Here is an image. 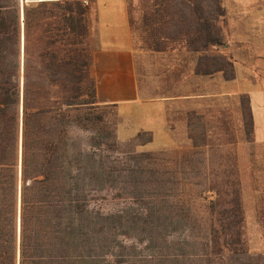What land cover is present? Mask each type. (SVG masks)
<instances>
[{
    "label": "trees",
    "instance_id": "obj_1",
    "mask_svg": "<svg viewBox=\"0 0 264 264\" xmlns=\"http://www.w3.org/2000/svg\"><path fill=\"white\" fill-rule=\"evenodd\" d=\"M201 1L159 0L142 27L157 47L180 42L198 55L195 74L232 80L227 57L203 53L224 41ZM179 6L190 14L179 16ZM208 6L223 15L220 0ZM128 12L134 30L131 0ZM89 38L80 2L21 10L19 0H0V264H227V256L246 253L239 178L177 181L169 202L167 159L130 153L106 170V106L97 102ZM106 184L136 207L104 212Z\"/></svg>",
    "mask_w": 264,
    "mask_h": 264
},
{
    "label": "rangeland",
    "instance_id": "obj_2",
    "mask_svg": "<svg viewBox=\"0 0 264 264\" xmlns=\"http://www.w3.org/2000/svg\"><path fill=\"white\" fill-rule=\"evenodd\" d=\"M65 1L80 2L86 8L90 27L89 42L91 50H93L91 27L96 19L95 0H62V2ZM131 1L132 19L134 21L132 32L139 76L141 78L154 76V82L164 90V95L167 96V89H170L172 83L171 78H167V71L180 70L182 77L176 83L179 94L182 96L192 93L191 90L194 89L195 84L190 75L196 67L199 56L190 54L188 48L180 42L164 43L158 47L154 45L151 40H148L144 32L142 17L145 10L154 12L159 0ZM210 1L219 2V0H202L201 2L206 6L204 10L207 14L211 15L214 12L215 24L219 30L217 22L221 17L219 16L220 10L215 9V7L211 9L208 6L211 4ZM19 2L22 10L25 4L23 5L21 0ZM126 2L128 6V0ZM175 3L178 4L179 2L175 0ZM177 9L180 12L178 10L175 12H179V16L190 14L188 8L179 6ZM177 19H179L178 16ZM180 27H174L171 31L175 33V31L180 30ZM162 30L167 33V27ZM156 48L165 49V51H154ZM167 51L171 52L170 56H173L174 67L171 66V61L167 64ZM249 73L254 81L261 75L260 70H251ZM184 75H187V79L183 77ZM195 105L191 102H181L178 104V108L173 110L170 114V134L175 140V145L160 148L156 145L151 146L152 136L150 134H141L131 139L122 137L118 131L121 117L116 108L103 107L100 110L103 115V141L109 147L108 150L105 146L106 170L111 172L115 169L113 166L126 162V155L130 153L152 154L167 159L169 183L166 188H168L169 202L175 201V194L178 191L174 184L177 181H181V185L184 187L186 182L194 179L207 182L208 178L214 177L232 176V179L239 178L244 196V207L247 209L244 224L247 252L264 251V214L260 212L264 205V196H261L260 193L264 184V147L256 142L248 97H221L218 102L204 103L201 110H196ZM193 144H207L209 147L193 150ZM180 164L183 168L178 167ZM177 170L182 172L177 174ZM104 187L105 190L102 193L104 212H117L121 209L136 207L130 203L129 193L117 196L115 190H111L110 184H106ZM205 206L207 204L203 201H197L194 206L197 214H205ZM165 209L167 211V196ZM200 218H203L199 221L202 222L206 216ZM117 234L119 233L117 232ZM233 261L234 264H244L243 259L236 258Z\"/></svg>",
    "mask_w": 264,
    "mask_h": 264
},
{
    "label": "crops",
    "instance_id": "obj_3",
    "mask_svg": "<svg viewBox=\"0 0 264 264\" xmlns=\"http://www.w3.org/2000/svg\"><path fill=\"white\" fill-rule=\"evenodd\" d=\"M220 2L223 15L217 26L224 44L212 46L203 53L227 57L233 63L235 77L230 80L223 72L204 76L194 71L190 75L195 84L192 93L181 96L176 83L182 73L167 71L172 83L166 96L154 82V76H139L126 0H95L90 72L96 82L98 104L116 108L121 117L118 131L122 137L131 139L150 134L152 147L174 146L170 114L179 103L191 102L196 104V110H201L204 103L218 102L221 97L247 96L256 142L264 147V0ZM170 53L167 51V64L171 61L174 67ZM251 70L261 71L255 81L250 76ZM183 77L187 79V75ZM260 191L264 196V184ZM260 212L264 214V205ZM236 258L243 259L244 264H264V251L230 255L227 264H234Z\"/></svg>",
    "mask_w": 264,
    "mask_h": 264
},
{
    "label": "built area",
    "instance_id": "obj_4",
    "mask_svg": "<svg viewBox=\"0 0 264 264\" xmlns=\"http://www.w3.org/2000/svg\"><path fill=\"white\" fill-rule=\"evenodd\" d=\"M62 0H21L22 4H32V3H59Z\"/></svg>",
    "mask_w": 264,
    "mask_h": 264
}]
</instances>
